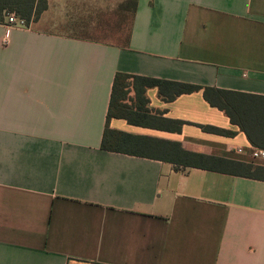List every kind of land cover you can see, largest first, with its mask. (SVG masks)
Returning <instances> with one entry per match:
<instances>
[{"label": "crops", "instance_id": "0c3cea01", "mask_svg": "<svg viewBox=\"0 0 264 264\" xmlns=\"http://www.w3.org/2000/svg\"><path fill=\"white\" fill-rule=\"evenodd\" d=\"M125 1L0 25V264H264V149L202 91H146L165 129L107 122L117 73L264 97V0ZM106 126L138 148L101 149ZM147 139L259 170L176 169Z\"/></svg>", "mask_w": 264, "mask_h": 264}, {"label": "trees", "instance_id": "16d2710c", "mask_svg": "<svg viewBox=\"0 0 264 264\" xmlns=\"http://www.w3.org/2000/svg\"><path fill=\"white\" fill-rule=\"evenodd\" d=\"M136 7L137 0H126L120 5V9L124 11L129 10L132 17L135 14ZM46 8V0H0V25H4L7 15L14 14L17 18L23 19L26 23V28H28V25L39 19ZM148 89H157L158 93L168 101H172L181 95L202 91L204 100L211 107L223 112L229 118L231 124L237 126L240 132L245 135L251 146L264 149V97L245 93L215 88H202L189 84L117 73L112 84L107 122L112 118H123L137 125L154 126L149 122L153 121L151 118L154 117L150 115L149 110L146 108L148 99L145 95ZM132 90L135 94L136 113H133V106L126 103L130 100L128 94ZM140 111L141 114L139 115L138 112ZM133 114L139 115L140 120H133L131 118ZM171 123L177 125L174 130L179 132L182 123L178 121ZM154 127L158 129L166 128L157 124ZM211 131L219 134H230L218 129H211ZM145 144V148H157L166 153L167 155L163 156L162 160L171 162L175 165L176 169L198 168L245 177L253 176L247 173V171L252 169H255L254 171L259 170V168H253L220 158L188 153L183 151L180 145L158 142L154 146H149L147 139L141 145V148ZM137 148V140H134L133 137L109 130L106 126L102 136L101 149L129 153Z\"/></svg>", "mask_w": 264, "mask_h": 264}, {"label": "built area", "instance_id": "2783aa9c", "mask_svg": "<svg viewBox=\"0 0 264 264\" xmlns=\"http://www.w3.org/2000/svg\"><path fill=\"white\" fill-rule=\"evenodd\" d=\"M4 26L7 29H25L26 28V23L23 19L17 18L14 14H9L5 18V23ZM255 157H264V151H257L254 153Z\"/></svg>", "mask_w": 264, "mask_h": 264}]
</instances>
